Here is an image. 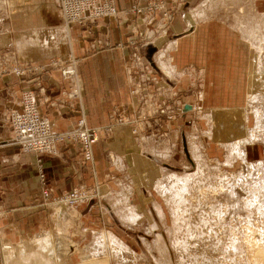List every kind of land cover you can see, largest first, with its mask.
Segmentation results:
<instances>
[{"label": "rangeland", "instance_id": "374dc122", "mask_svg": "<svg viewBox=\"0 0 264 264\" xmlns=\"http://www.w3.org/2000/svg\"><path fill=\"white\" fill-rule=\"evenodd\" d=\"M150 1L140 5L148 8ZM250 1L254 0H199L194 5L204 2L202 8L190 6L191 27L199 19L219 17L243 33L252 51L251 82L243 109L246 122L251 123L241 137L226 145L230 156L227 149L216 150L202 139L200 122H206V118L200 106L204 98L200 73L182 75L169 55L178 41H170L166 31L186 0L182 5L177 1L174 9H168L169 19L164 17L165 9H159L162 14L158 19L157 10L153 16L146 10L143 18L148 19L141 21L143 38L134 44L144 45L140 47L143 66L131 68L135 108L127 112L128 122L118 124L130 126L141 156L153 164L159 160L160 175L153 178V188L149 180L143 183L145 192L137 193L141 216L136 218L130 199L132 192L138 198L136 191L125 181L122 184L126 191L113 194L107 203L103 202L105 196L99 183L84 185L97 187L99 194L78 205L53 202L49 206L50 226L17 232L12 239L7 238L0 205V264H90L92 259V264L258 263L255 258L264 248V15H258L259 10H255V15L252 10H237L240 3ZM19 3L21 0H0L1 24L11 20ZM23 16L13 18L14 27L19 20L26 21ZM247 19L256 24L251 27L244 23ZM61 26H69L62 23V16ZM130 41L127 48L132 63L135 52ZM147 43L150 44L145 46ZM0 52L15 55L5 45L0 46ZM177 85L183 90L177 91ZM190 100L193 126L188 128L194 129H182L177 122L185 115ZM184 105V112H180ZM209 112V119L213 120L217 111ZM226 156L231 164H226ZM144 194L157 202L158 214L153 200L141 202ZM99 201L107 208L103 219L99 218V210L91 216L84 211L85 203Z\"/></svg>", "mask_w": 264, "mask_h": 264}, {"label": "crops", "instance_id": "0c3cea01", "mask_svg": "<svg viewBox=\"0 0 264 264\" xmlns=\"http://www.w3.org/2000/svg\"><path fill=\"white\" fill-rule=\"evenodd\" d=\"M148 1L150 0H113L120 10H128L133 4L143 5ZM163 1L167 9H174L179 0ZM198 1L186 0L166 31L170 41H178L169 55L182 75L191 71L200 73L201 93L204 97L200 106L205 110L206 118V122H200L205 137L202 139L204 143H211V148L214 146L216 150H221L223 147L228 150L226 145L241 137L251 123L246 122L247 113L243 109L251 82L249 72L252 51L243 33L219 17L208 21L199 19L191 27L193 11L190 9ZM57 2L58 0H21L11 20L6 24L0 23V46L10 47L21 61L45 64L53 58L64 60L69 55L75 56L78 59L76 83L80 91V100L79 103H74L75 106L72 107L68 102L61 105L60 99L67 81L62 79L60 72L52 68L34 78L17 77L13 74L0 76V205L4 209L2 223L8 239H12L17 232L41 230L51 224L49 206L53 203H44L39 171H43L48 178L50 200L75 187L99 183L105 196L103 202L107 203L113 194L126 191L124 183L122 184L125 181L126 185L132 186L130 188L136 191L138 197L134 198L132 192L130 198L134 203V211H137L136 218L141 216L138 210L142 207L138 190L145 192L147 187L143 189L142 186L149 180L150 188H153V178L160 175L157 165L159 160L153 164L152 160L140 155L127 124L113 126L109 137L100 135L94 145V162L91 164L81 165L77 162L79 146L75 144L59 145L57 155L35 157L21 152L12 143L13 134L4 113L9 110L20 111V99L25 92H36L39 111L52 121V128L56 132L66 131L82 117L89 127H105L114 120L110 114L113 109H123L122 114L128 117L127 112L132 107L135 108L136 101L131 97L127 68L128 43L138 17L131 14H123L119 18L108 17L93 24L89 30H83L79 25H69L67 28L61 26ZM203 3L195 7L202 8ZM24 4L26 9L23 8ZM240 4L237 10H252L254 15L255 10H259L258 15H264V0ZM20 14L25 16L26 21L19 20L14 27L12 20H18ZM161 14L158 9L156 19ZM245 22L251 27L256 24L248 19ZM134 30L143 32V26L136 25ZM95 40L107 41L109 45L92 51L90 45ZM40 87L45 89L43 94L38 93ZM181 88L183 90L184 87L180 85L179 88L177 85V91ZM190 103L192 104L191 100L186 105H191ZM210 110L217 111L213 120L209 119ZM190 112V109L186 110L183 118L178 119L177 124L182 129H194L188 128L193 126ZM227 153L230 156L229 150ZM227 159L228 157L226 164H231ZM149 200H153L150 195H142L143 204ZM153 203L156 210L157 202L153 200ZM104 204L101 201L85 203L84 211L91 216L99 210V218L103 219L107 210ZM156 213L158 214L157 210Z\"/></svg>", "mask_w": 264, "mask_h": 264}, {"label": "built area", "instance_id": "2783aa9c", "mask_svg": "<svg viewBox=\"0 0 264 264\" xmlns=\"http://www.w3.org/2000/svg\"><path fill=\"white\" fill-rule=\"evenodd\" d=\"M184 0H179V4L182 5ZM166 4L162 1L152 0L149 2L147 7H143L140 4L131 5L127 9H117L113 0H58V9L61 12L62 23L66 26L73 24L79 25L83 30H89L93 24L97 23L99 20L113 17L119 18L123 14H131L138 17V22L134 26H143L141 21L145 22L148 17L145 15L146 10L148 14L153 16L154 11L158 9H165L164 17L169 19L168 9ZM133 26V33L135 35L131 38L130 44L131 49L135 52L132 59V63L129 59L128 66V82L131 85V80L133 77V67L143 66V59L140 54V47L134 45L139 38H143L142 32L135 31ZM150 43H147V46ZM152 44V43H151ZM107 41L95 40L90 45V49L94 51L101 47L108 46ZM130 46V45H129ZM77 65L78 59L69 55L66 59L53 58L50 59L45 64L31 63L27 61H21L15 57L11 52H0V76L4 74H13L17 77H37L45 73L49 68L55 69L60 72L62 79L67 81V87H65L62 92V98L60 99V104L65 105V103H70L71 106H75L74 103H79L80 91L79 86H77ZM135 81V80H134ZM142 86L145 91L148 92V88L145 87V79H142ZM45 91L44 87L38 89V93L43 94ZM174 92V91H172ZM133 91H131V94ZM45 99V98H44ZM21 109L20 111H5L4 118L7 119L12 136V143L17 146L21 152L30 154L32 156H52L57 155L59 151V145L61 144H75L79 146V157L77 162L79 164H91L93 163V150L94 145L100 138V135L104 134L109 136L112 133L113 126L119 123L128 122V117L122 114V111L112 110L111 118L114 119L111 124L103 127L92 128L87 125V121L84 117L78 120L75 124L70 125L68 129L64 132H56L52 128V121L48 117L43 116L39 111V102L36 92H25L23 93L21 99ZM185 105L179 109L180 112H184ZM124 116L126 118H124ZM39 178H41V192L44 203H53L66 201L71 205H78L83 203V201L94 198L99 190L97 187L90 188L79 186L68 191L62 196H58L55 199L50 200V192L48 189V178H45L43 171H39Z\"/></svg>", "mask_w": 264, "mask_h": 264}, {"label": "bare ground", "instance_id": "6f19581e", "mask_svg": "<svg viewBox=\"0 0 264 264\" xmlns=\"http://www.w3.org/2000/svg\"><path fill=\"white\" fill-rule=\"evenodd\" d=\"M63 203H67L66 201H62V204ZM68 204V206H69V203H67ZM59 205V204H58ZM64 205V204H63ZM114 239V238H113ZM113 239H111V242H113L116 246H118V243L115 241V240H113ZM115 241V242H114ZM119 247H121V245L119 246ZM261 250H259L258 251V254H257V258H255L256 259V263L258 262V263H260V264H264V248H260ZM91 262H95L93 259L91 260V261H89L88 263H90V264H92ZM87 263V262H86ZM257 263V264H258Z\"/></svg>", "mask_w": 264, "mask_h": 264}, {"label": "water", "instance_id": "95a60500", "mask_svg": "<svg viewBox=\"0 0 264 264\" xmlns=\"http://www.w3.org/2000/svg\"><path fill=\"white\" fill-rule=\"evenodd\" d=\"M191 107H190V105H186V107H185V111L186 110H189Z\"/></svg>", "mask_w": 264, "mask_h": 264}]
</instances>
